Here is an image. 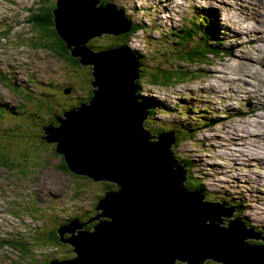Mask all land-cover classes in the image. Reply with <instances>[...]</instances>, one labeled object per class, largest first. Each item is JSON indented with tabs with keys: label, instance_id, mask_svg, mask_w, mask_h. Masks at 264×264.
I'll return each mask as SVG.
<instances>
[{
	"label": "rangeland",
	"instance_id": "1",
	"mask_svg": "<svg viewBox=\"0 0 264 264\" xmlns=\"http://www.w3.org/2000/svg\"><path fill=\"white\" fill-rule=\"evenodd\" d=\"M57 1L0 0L4 11L0 15V264H49L76 256L72 245L48 241V233L56 231L63 237L59 232L63 224L73 231L76 226L70 222L75 216H80L78 220L84 223L85 231L94 232V225L107 219L98 216L95 209L100 201L97 193L103 196L115 185L64 171L63 156L56 151V143L45 139L43 143V137L48 135L45 129L42 133L44 126L55 122L59 125L56 116L68 106H80L91 99L87 83L92 78L93 65H83L79 72L73 69L43 44L55 36L33 22L46 11L45 6L50 7L51 27L59 36L54 13ZM135 1L139 5L136 14L132 11ZM158 1L100 0L98 7L116 3L117 10L124 6L128 13L124 14L137 20L131 21L130 30L119 34L123 37L102 32L89 40L90 46L102 43L104 47L119 41L118 44L128 43L137 55L144 54L139 55V96L138 88L133 93L146 107L143 126L146 124L154 135L151 140L158 141L159 133L171 131H166L167 126L186 130V135L179 137L174 132L170 144L186 170V181L194 176L205 192L204 200L209 198V202L235 209L230 216L223 215V223L239 218L246 228L264 238L263 156L254 161L256 166L237 165L229 155L237 146L228 138V131L242 120L254 119L256 114L264 117V44L252 39L254 35L260 38L264 31V0H170L169 6H160ZM194 21L195 27L212 29V39L205 44L214 47L217 54L194 53L193 47L201 45L202 39L199 30L187 29L193 27ZM248 24L263 30L255 31L245 26ZM44 32L52 38H46ZM246 70L247 77L243 75ZM185 71L191 74L186 77ZM211 71L216 73L211 75ZM229 75L241 78L227 80ZM210 84L213 87L205 88ZM152 103L157 105L154 114L147 110H154ZM252 108L255 109L251 111ZM262 140L263 148L258 145V149L263 153L264 136ZM197 154L208 163L193 162ZM238 166L242 169L234 170ZM69 236L66 232L65 237ZM16 241L17 247L13 246ZM246 241L264 243V239L255 237ZM175 263L190 264L181 259ZM197 264L223 263L207 259Z\"/></svg>",
	"mask_w": 264,
	"mask_h": 264
},
{
	"label": "water",
	"instance_id": "2",
	"mask_svg": "<svg viewBox=\"0 0 264 264\" xmlns=\"http://www.w3.org/2000/svg\"><path fill=\"white\" fill-rule=\"evenodd\" d=\"M99 1H57L56 32L74 57L93 65L92 97L56 116L58 126H44L45 139L56 143L70 172L111 181L118 189L100 198L95 209L112 220L94 225V232L85 231L78 218L70 222L74 234L61 225L60 238L76 256L49 264H176L178 259L197 264L205 258L264 264V243L246 241L263 237L242 220L224 225L223 215L235 209L186 187V170L170 149L174 131L159 133L155 141L143 128L146 107L133 93L139 57L126 45L102 52L86 45L102 32L119 35L132 27L123 9L114 3L98 7Z\"/></svg>",
	"mask_w": 264,
	"mask_h": 264
},
{
	"label": "trees",
	"instance_id": "3",
	"mask_svg": "<svg viewBox=\"0 0 264 264\" xmlns=\"http://www.w3.org/2000/svg\"><path fill=\"white\" fill-rule=\"evenodd\" d=\"M44 8H42V10H43ZM45 9H46V11L45 10H43L42 11V15H40V17L39 16H36L35 17V20H33V22H35V25L37 26V27H39L41 30L42 29H45V31H49V33L51 34V35H54L55 36V39H53L52 38V36L48 33V32H44L42 35H44L46 38H52V40L50 41V42H45V43H43L44 45H46V46H50V48H52L53 49V51L55 52L56 51V53H57V55L61 58V59H63V60H65L66 62H68L69 64H71L70 66L73 68V69H75V70H78V72H79V70L80 69H82L83 68V64L79 61V59L77 58V57H74L72 54H71V51H70V49L69 48H67L66 47V45H65V43H64V41H63V39L60 37V36H58L57 34H55V30H53L54 28H52L51 27V25H52V10H51V8L49 7H46L45 6ZM2 15V14H1ZM129 16V15H128ZM203 17H205V16H203ZM129 18L132 20V17L131 16H129ZM195 22L196 21H194V25H193V27H190V28H187L188 30H192V31H194L195 30V32L197 31V30H199V32L202 34V36H201V40H199V42L201 41V45H198V46H195V47H193V51H194V53H199V55H203L204 56V53L205 54H207V53H209L210 51L211 52H213L214 54H217V50H215V48L214 47H209V46H207L206 44H205V42H206V40H209V39H212V29H208V28H205L204 30H202V26H200L199 28L198 27H195ZM188 34H190L189 33V31H188ZM40 35V34H39ZM191 35V34H190ZM193 35V34H192ZM41 36V35H40ZM102 43H97L96 44V46L95 47H92V46H90L91 44L89 43V41L87 42V46H89V48H91L92 50H94V51H97V52H101L103 49H105V48H110L111 46H113V44L114 43H108V44H106L104 47H101L102 45H101ZM219 51H222L221 49H219ZM141 58V57H140ZM189 58V57H188ZM190 60L191 59H194V57H191V58H189ZM89 69H90V66H87ZM184 71V70H183ZM186 73H187V75H186V77L189 75V74H191V72H189V71H185ZM91 73V72H90ZM140 74H141V71H140ZM79 77V75H77V78ZM91 80H89L88 81V83H87V85L89 86V84H90V87H91V93H90V95H89V98H91L92 97V86H91V82H92V79H93V76H92V74H91ZM154 78L156 77V76H153ZM170 79H171V77H169ZM79 79V78H78ZM165 80V79H164ZM137 82V88H138V92H137V94H138V96H139V80H137L136 81ZM75 87H77V83L75 84ZM71 89V88H70ZM145 100V99H144ZM153 104V103H152ZM150 105V104H149ZM154 105V110H150V109H147L150 113H155L154 111H155V107L157 106V105H155V104H153ZM65 112H67V110H65ZM66 116V115H65ZM51 125H58V123L57 122H55V123H50ZM206 125L207 126H209L210 125V123H206ZM144 126L145 127H143L145 130H147L148 132H149V128H148V126L146 125V124H144ZM149 129H147V128ZM172 129L174 132H176V134H177V136L179 137V135H181V136H184V135H186V130H184V129H178V128H175V127H168L167 126V128L166 129ZM46 131V130H45ZM44 132V127H43V131H42V133ZM151 133H153V132H151ZM34 134V133H33ZM45 136L43 137V143L44 142H46L45 140ZM63 156V155H62ZM175 156L177 157V156H179V155H176L175 154ZM182 157V156H181ZM64 158V157H63ZM178 159V158H177ZM179 160V159H178ZM182 162H184L185 161V159H184V157H182V160H181ZM193 161V160H192ZM194 162V161H193ZM61 166V165H60ZM61 168H63L64 169V171H69L68 169H67V165H66V163L64 162V160L62 161V167ZM196 178L194 177V176H192V178H188V180L186 181V187L189 189V190H192V189H197L198 191H200L201 193H202V195H204L205 194V192L203 193V190H202V188L200 187V184L197 182V179L195 180ZM190 180H192L191 181V184L190 185H188V183L190 182ZM108 182H110V181H108ZM103 183H105L104 181H103ZM113 183V182H112ZM111 186H114L113 187V190L112 191H115L114 189L115 188H117L118 189V186H117V184H115V185H111ZM96 191V190H95ZM96 193H97V191H96ZM106 193V192H105ZM104 193V194H105ZM97 198L98 199H100L101 197H102V195H100L99 193H97ZM207 199H209V198H207ZM243 205H245L246 203H242ZM241 205V204H240ZM239 205V206H240ZM95 206H97V205H95ZM236 206V205H235ZM98 214H99V212H98ZM79 218H80V216H78ZM74 218H77V216H75ZM74 218H72V219H74ZM236 219H239V218H236ZM232 219H228L227 220V222H225L224 223V225H226L227 223H230V221H231ZM240 220V219H239ZM102 221H105V220H102ZM101 221V222H102ZM244 223V222H243ZM88 227V226H87ZM251 227V226H250ZM54 231H52V232H49L48 234V241L50 240V242H53V243H55L56 245L57 244H61L62 243V240H61V238H60V236H59V234H58V232L56 233V231H55V233H53ZM16 243H18V241H16V242H14V244H13V246H16L17 247V244ZM250 244H254V243H252V242H249ZM66 243L64 242L63 243V245H65ZM258 244H261V243H258ZM23 245L25 246V247H27L28 248V246H27V243L26 242H23ZM23 245H20V244H18V247H20L21 249H25V251H29L27 248H24V246ZM72 257H74V256H72Z\"/></svg>",
	"mask_w": 264,
	"mask_h": 264
},
{
	"label": "bare ground",
	"instance_id": "4",
	"mask_svg": "<svg viewBox=\"0 0 264 264\" xmlns=\"http://www.w3.org/2000/svg\"><path fill=\"white\" fill-rule=\"evenodd\" d=\"M168 1L170 0H159L158 2H161L160 6L161 5H164V6H169V4L167 3ZM132 11L135 10V14L137 13L138 11V3L135 1L134 4H132ZM254 8V7H253ZM122 9L123 11H125L127 13V10L124 6H122ZM256 10V13L258 12L257 9ZM219 9L216 11V15H219ZM1 14H4V11L2 9H0V15ZM128 14V13H127ZM169 16V14H167ZM236 18H239L238 15H236ZM131 20V19H130ZM134 20H137L136 18H134V16H132V20L131 21H134ZM141 20V19H140ZM7 21H11L10 18L7 19ZM244 21H247V19H244ZM243 20H241V22H244ZM142 22V21H141ZM245 26H248V27H251L253 30H263V29H256L254 27H252V25L248 24V25H245ZM190 28V27H189ZM252 30V31H253ZM105 34V33H104ZM260 35V38H258L256 35L252 36V39L254 40H257V41H262V43L264 44V31L261 32ZM262 52L264 53V48H262ZM139 55H143V53H140ZM142 60V59H141ZM239 63V62H238ZM249 63V62H248ZM257 64V62H256ZM263 65H264V62H263ZM245 68V67H244ZM237 72V71H236ZM216 72H210L211 75H214ZM239 73V72H238ZM243 73V72H242ZM245 77H247L249 75V72L248 70H246V72L243 74ZM241 77H235V76H228L227 80H239ZM14 79V78H13ZM217 79V78H216ZM243 79V82L245 84H247V81L245 78H242ZM226 80V81H227ZM15 82V81H14ZM16 83V82H15ZM225 83V82H224ZM241 83V82H240ZM225 86L227 87L228 84H225ZM239 86V84H238ZM244 86V85H243ZM208 87H213V84H210L207 85V87L205 88H208ZM225 87V88H226ZM243 88V87H242ZM240 88H238V91H239ZM250 92V91H249ZM242 94V93H241ZM244 97V96H243ZM241 99V98H240ZM144 101V99H143ZM164 109V108H163ZM255 108H252L250 109L251 111H253ZM239 118V117H238ZM235 122H239V120H237L235 118L234 120ZM193 127V126H192ZM168 130H171L173 131L172 129H166V131ZM229 135H228V138L229 140H231L237 147H234V152L233 153H230L229 152V155L232 157V160L237 164V165H245L246 167L251 165L252 167L253 166H256V164H254V161H260L262 159V156H263V160H264V151L263 153L259 151L258 149V145H261L262 148H263V136H264V117L259 115L257 117V114L255 116L254 119H251V120H248V121H245V120H242L239 124L235 125L232 130L228 131ZM252 145L254 146V149H252ZM260 146V147H261ZM240 150L242 153L239 154L237 153L235 150ZM236 153V154H235ZM203 156L200 155V154H197V157H195L193 159V161L197 164V165H206L208 163V160L207 162H203ZM213 165H219V164H216L214 163ZM221 166V165H220ZM239 169H242L241 166H238L236 167L234 170H239ZM245 171L242 172V174H244ZM261 175V174H260ZM243 176V175H242ZM238 177H241V173H238ZM262 177V175H261ZM263 177H264V173H263ZM261 179V178H260ZM263 180V179H262ZM111 182V181H110ZM258 182V180H255V183ZM252 185V184H251ZM247 192V191H246ZM253 194V192H252ZM207 199V198H206ZM208 201H210L209 199H207ZM213 201V200H212ZM215 202V201H214ZM226 202V201H224ZM217 203V202H216ZM246 205V204H245ZM77 218H79L77 216ZM250 227V226H249ZM252 228V227H251ZM207 259H213V258H205L203 260L206 261ZM214 260V259H213ZM215 261V260H214ZM217 263H219V261H215ZM223 263V262H221ZM225 264V263H223Z\"/></svg>",
	"mask_w": 264,
	"mask_h": 264
},
{
	"label": "clouds",
	"instance_id": "5",
	"mask_svg": "<svg viewBox=\"0 0 264 264\" xmlns=\"http://www.w3.org/2000/svg\"><path fill=\"white\" fill-rule=\"evenodd\" d=\"M115 5H117V4L115 3ZM127 17L129 18V16H127ZM129 20H130V18H129ZM130 21H131V20H130ZM139 26H140V24H139ZM111 35H114V36H116V37H123V35H115V34H111ZM118 42H119V41H118ZM118 42L114 43L113 46H111L110 48H115V47H118V46L126 45V46H128L129 48H131V50H132L133 53H135V52L133 51V47H130V45H129L128 43L121 42V43L118 44ZM110 48H105V49H103V50L110 49ZM135 54H136V53H135ZM136 55H137V54H136ZM137 56H138L139 59H140V56H139V55H137ZM140 61H141V59H140ZM141 63H142V61H141ZM141 70H142V67H140V71H141ZM70 109H72V107H71V106H68L67 109H65V110H70ZM65 110H64V112H65ZM64 112H63L62 114H59L58 116L63 115ZM60 155H62V154H60ZM63 160H64V159H63Z\"/></svg>",
	"mask_w": 264,
	"mask_h": 264
},
{
	"label": "flooded vegetation",
	"instance_id": "6",
	"mask_svg": "<svg viewBox=\"0 0 264 264\" xmlns=\"http://www.w3.org/2000/svg\"><path fill=\"white\" fill-rule=\"evenodd\" d=\"M98 216H100V213L98 214Z\"/></svg>",
	"mask_w": 264,
	"mask_h": 264
}]
</instances>
